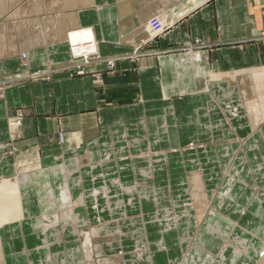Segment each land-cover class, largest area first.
Masks as SVG:
<instances>
[{
    "label": "crops",
    "instance_id": "1",
    "mask_svg": "<svg viewBox=\"0 0 264 264\" xmlns=\"http://www.w3.org/2000/svg\"><path fill=\"white\" fill-rule=\"evenodd\" d=\"M119 1L75 12L101 56L143 45L140 17L176 26L136 62L118 59L116 73L92 66L99 79L63 71L0 91V147L40 165L20 175L12 157L0 162V178H26V214L0 228L5 264H264V0ZM63 38L29 50L66 66ZM19 53L0 75L20 68Z\"/></svg>",
    "mask_w": 264,
    "mask_h": 264
},
{
    "label": "rangeland",
    "instance_id": "2",
    "mask_svg": "<svg viewBox=\"0 0 264 264\" xmlns=\"http://www.w3.org/2000/svg\"><path fill=\"white\" fill-rule=\"evenodd\" d=\"M21 1V0H20ZM45 1H50V5L52 2H55V0H22L19 5V11L17 12L16 16L11 15L12 13H5L3 14L0 19L3 20L4 22L7 21L10 23L11 21L14 22L15 20H18L19 23H26L27 27L26 31L27 34H34V27L32 25H35L37 21H39L38 16L41 15V23L42 27L50 24V32H51V37H47L45 34V42L44 44L49 45V44H54L56 41H53L54 39H57L58 36H60L61 31H64L66 34V31L68 30H63L65 28V22L68 21L71 16H73L75 13H73L72 8L68 7H63L61 4L60 6L56 5V8L52 11H43L45 7H39L40 5H45ZM122 1V2H121ZM124 0H120V5L122 3L123 8L130 7L129 9L132 10L134 7V0H130L129 2H123ZM62 2V1H60ZM40 3V4H39ZM168 3L166 1H157L153 3L155 7H158V4H165ZM192 3V2H191ZM191 3H184V7L186 9L191 8ZM194 3V2H193ZM39 4V6L37 5ZM81 4V0L79 2ZM68 8V9H65ZM40 11V12H39ZM42 11V12H41ZM124 19H127L124 18ZM138 19L140 20V28L136 30V35L138 37H144L145 42L143 43L146 44L145 46L153 45L155 41L158 39L164 38L167 36L169 32H172L174 30V27L176 26V22L174 21V18H169V17H163V16H153V17H140ZM17 22V21H16ZM67 23V22H66ZM53 26L55 28H53ZM41 27V26H40ZM58 27H61L60 30ZM47 29V28H46ZM29 32V33H28ZM30 35V36H31ZM136 35L131 34L129 37H126V40L128 45L134 41ZM24 36V33H23ZM28 37V35H25ZM54 37V38H53ZM23 43L27 42L25 39L23 40ZM21 41V42H22ZM101 41V40H100ZM33 47L35 45H40L38 44L37 40H33ZM143 45L139 46L133 53L126 54V55H118V56H102V58H95L91 61L89 64H84V61H82V58H76L70 56V61L69 64L65 65H59L58 67H51L48 64L46 65L45 63L38 61L37 58L33 57V54H31L34 51L29 50L28 51V56L26 60H21V65L20 68L13 73L9 74H3L0 75V81L4 79H14L13 81H8L6 83L0 82V91H3L5 89H9L13 86H21V85H26V84H33V83H38V82H43V83H52L54 80V75L60 74L63 71L69 74L70 78H76V77H85L88 75H94L95 77L98 76V79L103 75L102 72H92L91 67L92 66H99V67H104L105 71L107 73H116L117 72V66L118 63L121 60L118 59H126V58H134L135 62L146 54V52L154 51L153 49L145 50ZM44 50V47L42 46L41 48L37 49L36 52L40 53ZM146 52H145V51ZM145 52V53H144ZM21 55H24V52H20ZM31 54V55H30ZM72 59V60H71ZM133 60V59H131ZM133 60V61H134ZM76 61V62H73ZM79 61V62H77ZM81 62V63H80ZM80 63L81 65H79ZM73 64V65H72ZM261 72L264 75V65L261 68ZM251 71H255L252 69ZM59 72V73H57ZM264 82V81H263ZM264 89V86L261 87V89ZM264 92V91H263ZM20 112L22 110H17L15 115L12 116L9 120L13 119H21L23 118L22 115L20 116ZM261 114L264 116V112H261ZM255 115L258 117L260 114L258 112L255 113ZM262 117V116H259ZM9 124V121H8ZM16 133V130H11L9 128V140L15 139L18 137ZM64 137L63 134H60V141L63 142ZM189 147H193V145H190ZM0 162L8 157H12L14 160H12V164L14 166V171L17 174H30L31 171H36L39 170L40 165L35 164L36 162L33 160H16L15 159V154L13 153V149L9 147V143H6L4 146L0 147ZM34 165V166H33ZM8 178V179H6ZM1 177L0 181L2 180H9V181H16L18 179V176L16 177ZM86 238H88L86 236ZM185 238V237H184ZM187 238V237H186ZM188 239V238H187ZM87 242L85 243V246H87Z\"/></svg>",
    "mask_w": 264,
    "mask_h": 264
},
{
    "label": "bare ground",
    "instance_id": "3",
    "mask_svg": "<svg viewBox=\"0 0 264 264\" xmlns=\"http://www.w3.org/2000/svg\"><path fill=\"white\" fill-rule=\"evenodd\" d=\"M21 1L20 0H0V17L6 12L7 13L10 12L12 13L11 15L16 16L17 12L19 11V5ZM45 2H46L45 5L39 6L40 3L37 4L39 7H45L43 11H52L56 8V5L60 6L61 4L63 7H68V8L71 7L73 10V13H75L77 9H80L85 6L88 7L91 4L92 0H81V4H79L80 0H55V2H52L51 5H50V1H45ZM68 8H65V9H68ZM38 18H39V21H37L35 25H32V26H35L33 35L27 34L26 31L23 32L24 29L26 30V27H27L26 23L24 24L23 22L19 23L18 20H15L14 22L11 21L10 23H8L7 21L4 22L3 20L0 19V61L3 60L7 56L17 54L21 51L24 52L25 54L21 55V53H19L18 55H19L20 60L24 61L29 55L28 54L29 49L33 48V44H34L33 40H37L38 44H44L45 35L47 37H51V32L49 30L50 24H47L44 28V26L42 27V23H41V15H39ZM66 22H65V28H63V30H66V29L68 30L65 34V38H63V40L61 41H65L67 43L71 58L74 57L76 58V60H78V58H82V61H84V64L91 63V61L95 59L96 57L102 58L100 54V44L97 40L96 33L94 31L95 29H93L92 27H78V20L76 19V14L71 16V18ZM23 33H24V36H23ZM25 35H28V37H26ZM22 39L23 40L25 39V41L27 42L23 43ZM57 42H59V40H57L55 43ZM5 62H8V60ZM11 62L13 61L11 60ZM73 62H76V61H73ZM80 63L78 64L81 65ZM24 175H27V174H24ZM202 179H203L202 173H195L191 179V183L196 187V189H200L201 185H203ZM21 181L22 182L26 181V178L20 176L18 177L16 181L14 180L0 181V228L4 227L5 225L11 222L21 220L26 214V209L23 203V193L21 192ZM65 194L67 193L65 192ZM213 194L214 192L212 193V195ZM195 195L196 197H198L201 194L198 191L196 192ZM65 197H64V200H65ZM67 197L66 199H68ZM199 200H200V197H199ZM187 204L191 205V203H187ZM201 205L204 206L205 204H201ZM208 207L209 205L207 207L205 206V208H208ZM77 232L79 233V230H77ZM183 239H184V242H186L187 238L185 237ZM86 242L88 244L86 248H90L92 246L91 241L87 240ZM0 264H5L1 251H0Z\"/></svg>",
    "mask_w": 264,
    "mask_h": 264
}]
</instances>
